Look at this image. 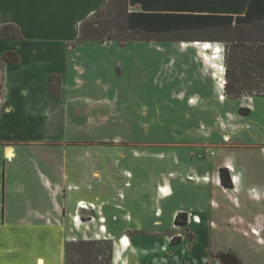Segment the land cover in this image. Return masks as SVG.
<instances>
[{"label": "crops", "instance_id": "0c3cea01", "mask_svg": "<svg viewBox=\"0 0 264 264\" xmlns=\"http://www.w3.org/2000/svg\"><path fill=\"white\" fill-rule=\"evenodd\" d=\"M248 1L128 0V8L240 15ZM105 2L0 0V25L11 22L21 34L0 39V56L6 51L18 55L16 63L0 59V264H64L66 240L106 237L113 242L112 264H206L207 247L194 245L210 210L233 204L243 210L248 225L264 226V133L255 141L233 142L254 148L253 158L227 146L225 139L241 138L242 125L224 124L216 113L227 97L211 66L214 50L198 45L218 43L206 31H195L189 39L148 40L166 56L176 51L163 66L166 84L174 82L172 95L185 105L178 131L155 144L84 136L88 125L105 120L106 94L115 89L94 74L97 62L77 58L80 46L72 42L81 20ZM87 3L70 24L73 10ZM109 42L114 41L99 43ZM50 74L60 77L58 97L48 91ZM241 98V106L254 100ZM214 145L220 153L209 158ZM220 167L236 176L232 187L221 185ZM79 201L91 203L90 208H80ZM256 207L261 211L254 212ZM91 210L90 220L79 216ZM178 212H186L197 234L189 244L186 238L171 242ZM84 221L94 229L87 230Z\"/></svg>", "mask_w": 264, "mask_h": 264}, {"label": "rangeland", "instance_id": "374dc122", "mask_svg": "<svg viewBox=\"0 0 264 264\" xmlns=\"http://www.w3.org/2000/svg\"><path fill=\"white\" fill-rule=\"evenodd\" d=\"M107 2L108 0L87 18L105 19L109 17L112 12L111 9L106 8ZM88 6L89 3L83 4L75 11L73 10L68 18L70 24ZM72 27L73 25L69 26V29ZM68 33L71 34V31ZM203 33L210 39L212 38V41H217L220 46H225V43L218 39L227 37L224 32L208 31ZM187 35L193 36L192 33H187ZM73 41L80 46L77 58L86 60L91 58L94 63L97 62L99 66L94 74H98L99 80L103 84L109 83L112 89H115V94L111 89L112 93L106 94V96L109 95L110 101L101 110V115L105 116V120L102 124L88 125L85 137L106 139L115 135L121 140L150 139V144H155L154 140L165 135L170 136L178 131L181 127L178 122H182L185 105L172 95L175 89L174 82L166 84L163 66L165 59L176 55L175 50L170 51L166 56L164 49L155 45V42L149 44L148 41L143 40H131L123 44L114 41L103 46L94 41H77L75 38ZM223 52L221 50L220 56L224 58ZM245 97L254 98L252 103L249 102L250 105H243L252 109L247 114L239 113L241 97H227L224 102L218 103L216 110V113H220L225 118L224 124L242 125L240 126L241 138L239 136L238 139L231 138L229 142L228 138L225 139V142L228 143L227 146L232 148L231 151L242 157L253 155L257 151L247 145H233V142L255 141L256 138L262 137L260 132L264 133V96ZM246 100L249 99L246 98ZM206 124L212 123L206 121ZM73 135L72 133L71 136L73 137ZM219 147V145L211 146L210 149L214 151L209 150V158L217 157L218 152L220 153ZM211 151L215 152L214 155L211 154ZM253 157L254 155L250 156V158ZM259 210L261 211L259 207H256L254 212ZM77 212L76 214H78ZM206 215L208 219L204 227L205 230L199 233L197 245H194L197 249L198 246L203 249L207 247L206 264H221L219 258L221 254L231 262L240 260L241 264H264V226L261 228L248 225L247 221L242 220L243 210L233 204L221 209L210 210ZM79 216L83 220H90L92 216H95V213L92 210L83 211ZM229 216H231L230 219H228ZM176 224H178L177 232L172 235L173 241L171 238L173 245L178 244L176 242L183 238H186L185 242L189 244L188 240L197 236L192 227L187 224V216L185 223ZM83 226L87 230L94 229L92 223L85 221ZM250 227L256 228L257 233L252 232Z\"/></svg>", "mask_w": 264, "mask_h": 264}, {"label": "trees", "instance_id": "16d2710c", "mask_svg": "<svg viewBox=\"0 0 264 264\" xmlns=\"http://www.w3.org/2000/svg\"><path fill=\"white\" fill-rule=\"evenodd\" d=\"M106 8L112 13L105 19L81 20L77 41H116L123 44L131 40L189 39L192 36L187 33L200 30L224 32L227 37L218 38L225 43L223 94L233 98L264 96V0H249L246 11L240 15L136 11L128 8V0H108ZM20 38V30L15 24L0 25V39ZM0 59L16 63L18 55L6 51ZM48 91L56 97L60 95L58 75L48 76ZM249 111L248 107H239L240 114ZM219 177L222 186H233L226 167H220ZM186 216V212H178L175 223H185ZM112 254L110 238H81L64 243V264H112ZM219 258L221 264H241L240 260H226L223 254Z\"/></svg>", "mask_w": 264, "mask_h": 264}, {"label": "built area", "instance_id": "2783aa9c", "mask_svg": "<svg viewBox=\"0 0 264 264\" xmlns=\"http://www.w3.org/2000/svg\"><path fill=\"white\" fill-rule=\"evenodd\" d=\"M200 48H204L206 47V45L202 44V43H198ZM215 51V48L213 49ZM221 50L222 52L224 51V47L223 45L221 46ZM213 55V54H211ZM223 59V56H222ZM219 59V62H215V63H211V66L214 69V75L216 77V82L219 86L223 87V83H224V64H223V60ZM219 98H223L222 95H219ZM211 154H213V151H211ZM228 169H230V166H228ZM231 180L234 182L236 180V176L235 175H230ZM78 206L80 208H88L91 206V203H86L83 201H79L78 202ZM77 216V214L75 215ZM192 220L197 221L198 217L196 215H192ZM100 227H103V225H101ZM250 230L252 232L257 233V231H255L254 227H250Z\"/></svg>", "mask_w": 264, "mask_h": 264}, {"label": "bare ground", "instance_id": "6f19581e", "mask_svg": "<svg viewBox=\"0 0 264 264\" xmlns=\"http://www.w3.org/2000/svg\"><path fill=\"white\" fill-rule=\"evenodd\" d=\"M202 44L206 45V47H204L203 49H209L211 48L212 50L215 48V53L214 55H211V58H214L215 59V62H219V58L222 59V57L220 56L221 54V48H220V45L217 43V44H213L211 42H202ZM215 62H212V63H215ZM9 155H11V151L8 152ZM118 254V252H117ZM41 262V261H40Z\"/></svg>", "mask_w": 264, "mask_h": 264}, {"label": "clouds", "instance_id": "9594fccd", "mask_svg": "<svg viewBox=\"0 0 264 264\" xmlns=\"http://www.w3.org/2000/svg\"><path fill=\"white\" fill-rule=\"evenodd\" d=\"M232 181V180H231Z\"/></svg>", "mask_w": 264, "mask_h": 264}]
</instances>
